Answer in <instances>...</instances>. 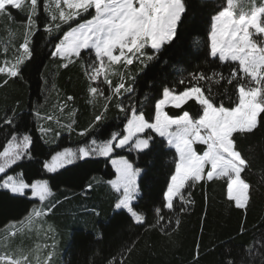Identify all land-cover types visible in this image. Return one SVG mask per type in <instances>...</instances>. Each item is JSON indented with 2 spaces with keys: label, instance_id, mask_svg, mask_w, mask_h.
I'll list each match as a JSON object with an SVG mask.
<instances>
[{
  "label": "trees",
  "instance_id": "1",
  "mask_svg": "<svg viewBox=\"0 0 264 264\" xmlns=\"http://www.w3.org/2000/svg\"><path fill=\"white\" fill-rule=\"evenodd\" d=\"M46 3L47 0H38L39 20L31 42L33 54L22 65L23 79L10 78L9 83L3 85L6 77L0 74V152L13 134L17 136V142L23 135L31 136V158L23 157L7 171L11 174L22 170L29 182L51 177L52 196L49 200H58L60 205L48 215L49 220L40 224L47 225L48 238L42 236L43 241L47 240L46 245L50 238L53 239L58 252L57 242L61 241L62 262L58 263L108 264L115 258L116 264H194L196 259L198 264H264V128L255 135L237 139V150L249 164L241 174L250 185L247 211L236 209L234 202L227 199L226 179L201 182L185 191L186 196L191 193V203L184 206L185 211H180L182 205L178 199L174 201L173 211L163 210L165 220L162 224H167L169 217L172 219L167 235L159 227L138 226L125 210L114 209L117 194L104 185L115 176L109 158L92 156L86 162L78 161L77 166L69 167L67 171L58 170L59 174L43 171L42 164L50 159V149H78L93 138L102 143L110 138L112 131L122 130L126 122L124 114L115 106V98L107 102L101 96L90 102L88 87L91 83L84 61L74 58L73 63L63 68L59 66L61 61L58 58H51L54 43L69 26L63 25L60 32L49 36L44 31V24L51 22L44 7ZM185 4L186 13L174 42L165 44L159 53L145 49L148 55L154 56L152 60L146 57L134 59L126 69L116 65L115 72L125 75L126 85L133 83L128 74L134 77V92L121 97L126 106L134 103L137 108L143 105L145 111L154 112V104L162 98L164 87L183 91L191 81V74L197 73L212 75L216 72L225 77L219 83H216L218 77L212 81H200L205 91L209 87L219 93L225 88L229 92L235 91V82L228 84L227 77L236 65L232 62L221 64L218 59L213 61L207 46L211 17L223 10L226 0H185ZM12 14L14 21H9L6 16L0 17V35L19 48L23 42L22 22H26V14L14 9ZM261 22L264 23V15ZM75 23L78 21L73 22V26ZM253 39L260 43L262 36L254 34ZM5 45L11 47L6 42ZM119 78V75L112 76L113 85ZM181 80L185 83L182 84ZM101 90L108 95L106 86ZM68 96L73 99L68 101ZM222 98L218 97L217 102ZM105 103H109V108L95 133L80 136L78 133L89 126ZM13 110L16 112L14 124H5L4 118L12 116ZM183 110L197 116L199 105L190 100L182 109L171 106L165 109L169 115H179ZM37 111L41 117L52 116L54 122L53 119H38ZM262 118L264 113L258 119ZM69 124L75 129L71 133L67 127ZM40 128L47 131L42 134ZM151 135L156 141L151 151L126 148L112 154V157L123 156L140 169L133 207L146 216L148 224L155 223V208L162 206L163 192L175 166L174 149H168L166 141L156 137L155 133ZM194 148L202 151L204 146L194 145ZM89 183L93 186L91 190L86 188ZM45 203L0 190V231L6 234L4 228L7 225L24 222L33 207L42 208ZM177 219L179 224H176ZM33 234L35 238L27 248L17 246L13 249L36 252L41 237L39 233L29 235ZM45 249L47 251L46 246Z\"/></svg>",
  "mask_w": 264,
  "mask_h": 264
},
{
  "label": "snow or ice",
  "instance_id": "2",
  "mask_svg": "<svg viewBox=\"0 0 264 264\" xmlns=\"http://www.w3.org/2000/svg\"><path fill=\"white\" fill-rule=\"evenodd\" d=\"M54 3L55 9L48 3L44 5L51 18L50 23L44 24V31L53 36L61 31L63 25H68L69 29L54 43L51 58H58L61 61L59 66L67 68L73 63V58L83 63V50L94 53V59H91L90 54L87 57L91 60L88 65L91 73L86 72V75L93 82L103 76L104 83L108 85V95L105 96L103 91L91 84L88 92L93 96L99 93L107 102L115 98V106L124 114L126 122L122 130L112 131L110 138L102 143L93 138L90 143L78 149H50V159L42 164L43 171L59 174L58 170L67 171L69 167L77 166L78 161L86 162L87 158L97 155L111 159L116 177L109 180L108 184L120 194L115 208L126 210L136 225H147L149 229L159 227L165 235L172 227V219L169 217L167 224H162L165 220L163 210L173 211L174 201L178 199L182 205L180 211H185L184 206L191 203V193L186 196L185 191L201 182L226 179L227 199L234 202L236 209L246 212L250 202V185L241 174L249 164L237 150V139L255 135L256 131L264 128V118L258 119L264 113V40L257 43L253 39L254 34H264V23L261 22L264 6L253 7L250 15L241 11L237 17L233 0H227V6L211 17L207 38L209 55L213 61L218 59L221 64L232 62L236 65L227 77L228 84L235 82L234 92H229L227 88L223 93L213 92L210 87L205 91L200 85V81H212L217 77L216 83H219L225 79L220 73L191 74V81L183 91L164 87L162 98L156 100L154 112H150L145 111L143 105L140 108L134 103L126 106L121 100L125 94L134 92V77L129 73L128 79L133 83L126 85L123 73L112 72L120 77V82L113 85L109 71L114 65H123L126 69L133 64L134 59L146 57L152 60L154 56L148 55L145 49L159 53L165 44L174 42L186 13L185 0H54ZM38 7V0H0V17L6 16L9 21H14L13 9L26 14V22H22L24 31L19 55L14 58V62L5 61V66L0 67V74L6 77L3 85H7L10 78L23 79L22 65L33 54L31 42L37 30ZM77 21L73 26V22ZM181 83L185 81L181 80ZM221 96L223 98L217 102ZM72 99L71 96L67 97L68 101ZM190 100L199 105L197 116H192L187 110L181 111L179 115H169L165 111L169 105L182 109ZM108 108L109 103H105L103 110L78 134L82 137L93 135L104 121ZM35 114L38 119H53L50 115L41 117L38 111ZM15 120L16 112L13 110V115L6 116L3 122L12 125ZM67 127L69 133L75 130L72 124ZM39 131L43 134L47 129L40 128ZM151 133L162 138L167 148L175 151L174 171L163 192L162 206L155 208L154 224H148L146 216L139 214L133 207L140 169L123 156L112 158L116 150L126 148L151 151L156 143ZM32 142L29 134L23 135L18 142L17 136L13 134L8 146L0 152V158L3 159L0 163V190L33 201L38 199L41 203L47 202L39 211L35 208L32 210L36 216H41L45 214V209L50 214L59 204L58 200H49L52 196L51 177L36 178L34 182H29L22 170L11 174L7 171L23 157L31 158L29 148ZM194 145H203L204 148L198 151ZM161 146H164L163 143ZM92 187L91 183L86 186L87 190ZM27 219H31V214ZM179 222L177 219L176 224ZM52 255L48 254L49 259L44 264H51ZM0 264H29V257L23 251L19 252L18 258L8 254L0 255ZM37 264H40L39 258ZM108 264H116L115 258L109 260ZM194 264H198V259L194 260Z\"/></svg>",
  "mask_w": 264,
  "mask_h": 264
},
{
  "label": "rangeland",
  "instance_id": "3",
  "mask_svg": "<svg viewBox=\"0 0 264 264\" xmlns=\"http://www.w3.org/2000/svg\"><path fill=\"white\" fill-rule=\"evenodd\" d=\"M47 3L51 5L52 9H55L54 0H47ZM233 3L235 5L234 12H235V14H237L236 15L237 17L241 11H243L246 15H250L251 11L253 10V7L259 8L260 6H264V0H233ZM226 6H227V0H226ZM57 15H58V13H57ZM252 31L255 33V30H252ZM261 36H262V40H264V34H262ZM5 42L8 43V45L11 44L10 45L11 47L8 48L7 45H5ZM0 52H1L0 67H3V66H5V61L14 62V58L17 55H19V48H15V46L9 40H7L4 36L0 35ZM82 53H83V57H84V67H85L84 69L87 73H91V69L88 67V65L91 63V60L88 59L87 57L90 54L91 59H94V53H90V50H83ZM73 60H74V58H73ZM115 71H116V65L112 66L111 71H109V78L110 79H112V76H113L112 72H115ZM87 77H88V75H87ZM119 82H120V78L118 80V83ZM90 83L92 84L93 87H97L100 90L103 86H106L108 89V85L104 83V77L103 76L99 77L97 81H94V82L90 81ZM88 95H89L90 102H94V100H96L98 97H101L99 95V93H97L95 96H93L90 93ZM60 108H62V105ZM53 122H54V119H53ZM6 146H8V144ZM112 158L115 159L118 157H112ZM2 162H3V159L0 158V163H2ZM109 165L111 166L112 170L115 173V168L112 166L111 159H109ZM139 175H140V173H139ZM139 175L137 176V181H138ZM115 177H116V174H115L114 178H112V179H115ZM95 181H97V180H95ZM108 181H106L104 183V185L106 187H108L110 190H112L114 195L117 194V196H115L116 203H117L118 202L117 198L120 194L111 188V185L108 184ZM137 194H138V192H137ZM137 194H136V196H137ZM50 198L51 197H49V199ZM134 201H135V199L133 200V202ZM33 208H35L37 211L40 210V208L38 206L33 207ZM33 208L31 209V211L33 210ZM31 213H34V212L32 211ZM47 219L48 218H46L43 215H41V216L34 215L31 218V220H29L24 226H22L21 229L18 231V233L15 234L14 236H12L11 238L4 236V231H0V255H5V254L13 255L12 254L13 247L22 246V248H27L30 245V242H32V240L35 238L34 234L29 235V234H31L30 230H32L36 226H39L40 222H45ZM42 243L44 244L45 242H42ZM55 245H56V243L51 238L48 241V245L44 244V247L45 246L47 247L48 254L53 253V255L50 258L51 264H59L58 261L60 263L62 262L63 249L59 248L58 252H57ZM32 246H33V244H32Z\"/></svg>",
  "mask_w": 264,
  "mask_h": 264
},
{
  "label": "crops",
  "instance_id": "4",
  "mask_svg": "<svg viewBox=\"0 0 264 264\" xmlns=\"http://www.w3.org/2000/svg\"><path fill=\"white\" fill-rule=\"evenodd\" d=\"M58 205H60V204H58ZM114 209H116L115 208V204H114ZM31 212L32 211L30 210L29 215L31 214V218H32L35 215V213H31ZM29 215H28V217H29ZM42 215L45 216L46 218L50 217V216H48L49 214L46 212V210H45V214H42ZM29 220H31V219H27L26 218L24 220V222H21L19 224L12 223V224L7 225L4 228L5 233H6L4 235L6 237H8V238H11L15 234H17L18 231L21 229V227L23 225H25ZM33 230L34 231H30V233H39L40 237H41L40 238L41 241L38 243L39 245L37 246L36 252L30 251V250H19V249L14 250L13 249L12 254H13V256H16L18 258L19 257V252L23 251V253L29 257V264H37V258H39L40 264H44V261L49 259L48 252L45 251L46 249L44 247V244L47 243V240L46 241L42 240V236H44L46 239L48 238L47 225L43 226L42 223H41L40 226L35 227ZM42 242H45V243L43 244ZM57 243H58V247L61 249V241H60V239H59V241Z\"/></svg>",
  "mask_w": 264,
  "mask_h": 264
}]
</instances>
